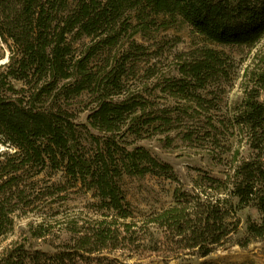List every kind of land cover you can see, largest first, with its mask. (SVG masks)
<instances>
[{
    "label": "trees",
    "instance_id": "1",
    "mask_svg": "<svg viewBox=\"0 0 264 264\" xmlns=\"http://www.w3.org/2000/svg\"><path fill=\"white\" fill-rule=\"evenodd\" d=\"M159 18L160 29L181 21L213 45L254 47L264 37V0H0V145L13 150L0 154V236L13 227L18 204L28 197L30 206L39 210L41 198L54 200L81 186L93 192L98 211H104L71 229L72 244L49 253L27 246L23 237L0 251V264H87L102 252L139 248L173 255L195 250L206 257L238 230V212L246 207L263 215L260 225L248 220L249 232L264 235V72L253 73V85L246 83L235 107V123L247 134L252 156L225 181L200 177L210 183L208 190L226 188L223 196H211L200 184L195 192L178 187L174 205L140 219L124 196L125 175L151 174L179 182L170 164L143 147H132L122 135L125 128L139 133L138 113L147 108L139 97L130 98L125 82L131 62L146 57L147 48L133 42L111 61V51L130 28L131 37L145 33ZM178 59L180 77L167 81L162 92L207 111L212 101L202 92L221 80L230 82V57L203 47ZM151 76L148 70L146 77ZM85 93L93 98L92 108L87 123L79 124L72 101ZM117 96L125 98L114 101ZM198 109L194 113L200 114ZM81 129L90 138V150ZM60 172L65 182L39 188L41 175L52 178ZM44 227L31 223L30 236L44 237ZM153 227L160 237H151L147 245Z\"/></svg>",
    "mask_w": 264,
    "mask_h": 264
},
{
    "label": "rangeland",
    "instance_id": "2",
    "mask_svg": "<svg viewBox=\"0 0 264 264\" xmlns=\"http://www.w3.org/2000/svg\"><path fill=\"white\" fill-rule=\"evenodd\" d=\"M135 17L136 13H132L133 26L138 24ZM162 20L159 18L156 26L132 37L130 35L133 29L130 28L132 31L127 32L121 44L111 51V61L114 62L119 53L127 50L133 42L147 48L146 57L131 62L132 73L125 81L130 98L139 97L140 103L146 104L147 108L145 112L138 113L140 120L136 123H140V128H135V131L139 133L133 134L125 128L122 135H125L126 141L133 144L132 147H143L159 161L170 164L179 179L177 182L151 174L142 178L125 175L121 181L122 190L138 219L174 205V191L178 187L195 192V188L199 187L197 184H200L203 189L208 190L210 183L201 180V176L209 175L225 181L228 176L233 175L235 168L243 160L252 156L253 150L248 144V136L239 130L234 114L236 104L243 98L246 83L253 85L250 82L253 73L264 72V37L254 47L213 45L204 42L187 23L181 21L167 30L160 29ZM203 47H212L224 52L232 63L230 82L224 83L221 80L202 92L212 101V104L207 106V111L162 92V87L167 81L180 77L178 56ZM104 53L107 54L108 51L105 50ZM103 59L104 57L98 58L100 65ZM148 70L154 73V76L147 78ZM124 98L117 96L114 101ZM92 99L90 94L85 93L72 101L77 123H87ZM260 101L264 103V90L261 92ZM195 109H198L200 114L194 113ZM162 117H167L168 122L163 121ZM151 119L157 120L145 122ZM91 132L96 136L103 135L99 131ZM82 137V142L87 146V150H90L92 146L85 130H82ZM5 151L13 152L0 145V154ZM38 179L39 188L41 184L45 186L48 182H65L61 172L52 178L41 175ZM225 189L222 187L208 190V193L211 196H223L227 192ZM41 199L39 210L30 206L29 197L18 204V210L13 216V227L0 236V251L17 239L27 237V246L53 253L64 245L73 243L75 236L71 229L75 225L77 228L85 225L104 212L98 211V199L93 197V192L86 191L81 186L68 189L54 200ZM238 218V230L206 257L200 256L195 250L173 255L164 252H142L141 248L120 249L93 255L87 264H100L93 258L112 260L118 264H264V235L256 237L248 230V220L260 225L263 215L255 207H246L238 212ZM31 223H44L46 235L42 238H32L29 234ZM147 237L145 244L150 245L151 237L159 239V231L153 227Z\"/></svg>",
    "mask_w": 264,
    "mask_h": 264
},
{
    "label": "water",
    "instance_id": "3",
    "mask_svg": "<svg viewBox=\"0 0 264 264\" xmlns=\"http://www.w3.org/2000/svg\"><path fill=\"white\" fill-rule=\"evenodd\" d=\"M4 63V61H0V64Z\"/></svg>",
    "mask_w": 264,
    "mask_h": 264
}]
</instances>
